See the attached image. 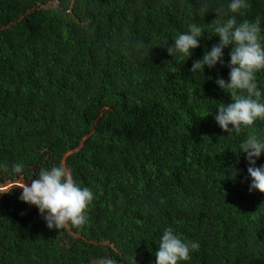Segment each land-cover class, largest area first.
Instances as JSON below:
<instances>
[{
  "label": "trees",
  "instance_id": "1",
  "mask_svg": "<svg viewBox=\"0 0 264 264\" xmlns=\"http://www.w3.org/2000/svg\"><path fill=\"white\" fill-rule=\"evenodd\" d=\"M230 2L0 0V187L63 165L94 195L84 226L57 230L22 190L0 192V264H156L168 227L199 244L180 264H264V194L249 191L240 148L264 141V121L239 134L216 122L231 46L191 71L219 43L216 18L259 20L264 46V0ZM193 24L199 47L169 55ZM256 83L264 101V70Z\"/></svg>",
  "mask_w": 264,
  "mask_h": 264
},
{
  "label": "clouds",
  "instance_id": "2",
  "mask_svg": "<svg viewBox=\"0 0 264 264\" xmlns=\"http://www.w3.org/2000/svg\"><path fill=\"white\" fill-rule=\"evenodd\" d=\"M245 0H231L229 11L240 13ZM223 10H218V15ZM214 26L219 43L210 52H206L202 60L195 61L191 68L193 74L204 71L205 66L213 68L217 63H223V51L231 46L229 81L217 79V85L230 94L231 103H221L215 119L218 126L226 133L239 134L243 129L252 128L257 120L264 121V101L258 90L256 74L264 70V46L260 43L259 20L250 22L244 20L237 24L236 17L222 22L216 18L211 23ZM203 29L198 25H190L187 33L174 39V44L167 48L169 55L180 54L186 59L191 57L192 50L199 47V39ZM168 41H166L167 44ZM246 154L251 177L249 191H259L264 194V166L256 167V159L264 152V141L254 133L240 145ZM23 164L13 165V172L21 174ZM22 190L20 200L39 210L40 215L49 229L81 228L87 222V210L94 199L93 192L87 187H81L73 179L71 171L63 165L54 166L50 170L41 169L38 177L29 183H19L14 186ZM199 244L184 242L173 228L164 230L158 250L155 253L156 264H180L190 259L191 251L198 250ZM93 264H116L108 257L98 259Z\"/></svg>",
  "mask_w": 264,
  "mask_h": 264
},
{
  "label": "rangeland",
  "instance_id": "3",
  "mask_svg": "<svg viewBox=\"0 0 264 264\" xmlns=\"http://www.w3.org/2000/svg\"><path fill=\"white\" fill-rule=\"evenodd\" d=\"M49 6H50V5H48V7H49ZM19 183H29V182H26V181H24V180H18V181L14 182V183H8V184H6V185L0 187V192H6V191H8L9 189H18V188H14V186L17 185V184H19ZM29 185H30V183H29ZM92 187H95V186H92ZM20 190H21V189H20ZM69 229H70V227H69ZM71 232H72V234H73L74 236H76L77 238H79V239H83V240H85L86 242H88V240H87L86 238H84V237L81 236L80 234L75 233V232L73 231V229L71 230ZM97 244H102V245H107V244H108V246H110L112 249H114V250L116 249L115 245L112 244V243H110V242H99V243H97Z\"/></svg>",
  "mask_w": 264,
  "mask_h": 264
}]
</instances>
